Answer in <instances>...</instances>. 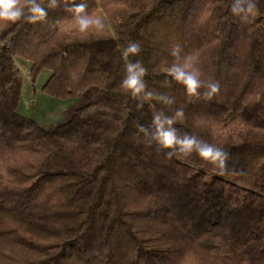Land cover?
I'll use <instances>...</instances> for the list:
<instances>
[{
	"label": "trees",
	"instance_id": "obj_1",
	"mask_svg": "<svg viewBox=\"0 0 264 264\" xmlns=\"http://www.w3.org/2000/svg\"><path fill=\"white\" fill-rule=\"evenodd\" d=\"M86 2L116 5L103 31L79 32L63 7L0 24V264H264V0L243 22L232 0ZM129 41L145 90L172 104L138 109L121 87ZM176 44L219 81L212 100L167 76ZM15 58L32 83L51 72L42 93L76 100L53 130L18 113ZM179 108L178 134L225 148L226 172L136 135Z\"/></svg>",
	"mask_w": 264,
	"mask_h": 264
},
{
	"label": "clouds",
	"instance_id": "obj_2",
	"mask_svg": "<svg viewBox=\"0 0 264 264\" xmlns=\"http://www.w3.org/2000/svg\"><path fill=\"white\" fill-rule=\"evenodd\" d=\"M63 7L65 11L72 14V20L76 30L81 33L103 31L105 24L100 16L93 15L88 11L86 0L76 3V0H0V24L17 23L24 21L36 24L47 20L48 11ZM257 0H232L230 12L233 16L247 21L249 16L257 11ZM141 45L135 41H129L122 55L127 63L125 64V75L121 81V87L133 97L140 98L141 102L136 107L143 108V101L153 99L172 104L173 100L166 96L154 95L152 91H146L145 76L147 69L141 60L132 61L130 57H136L141 52ZM182 47L179 44L171 48L170 55L174 58L173 63L167 69V76L182 85L188 97H203L212 100L220 92V83L212 79H201L203 75L195 58L191 55H184L181 62ZM205 89L203 93L201 89ZM184 117V110L177 109L172 115L165 116L163 112H156L151 121L149 132L148 127L136 125V135L145 137L148 145L155 143L159 148L169 150L166 155L171 158L177 152L184 156L198 155L207 163L215 166L221 174L226 172V161L229 158L228 151L216 144L209 143L197 135L189 133L178 134L176 125L179 119Z\"/></svg>",
	"mask_w": 264,
	"mask_h": 264
},
{
	"label": "rangeland",
	"instance_id": "obj_3",
	"mask_svg": "<svg viewBox=\"0 0 264 264\" xmlns=\"http://www.w3.org/2000/svg\"><path fill=\"white\" fill-rule=\"evenodd\" d=\"M116 5L97 9V16L103 20L115 10ZM15 65L20 69L22 75V90L18 113L37 122L39 126L47 131L53 130L63 123L65 111L75 104L76 100H60L42 93V88L49 79L51 72L44 70L36 82L30 81V62L22 58L15 59Z\"/></svg>",
	"mask_w": 264,
	"mask_h": 264
},
{
	"label": "crops",
	"instance_id": "obj_4",
	"mask_svg": "<svg viewBox=\"0 0 264 264\" xmlns=\"http://www.w3.org/2000/svg\"><path fill=\"white\" fill-rule=\"evenodd\" d=\"M16 59V58H15ZM15 59H14V61H15ZM17 67V66H16ZM18 68V67H17ZM19 69V68H18ZM20 70V69H19Z\"/></svg>",
	"mask_w": 264,
	"mask_h": 264
}]
</instances>
